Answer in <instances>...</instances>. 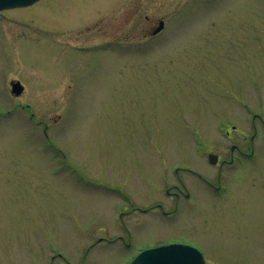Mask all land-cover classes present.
<instances>
[{
	"label": "rangeland",
	"instance_id": "374dc122",
	"mask_svg": "<svg viewBox=\"0 0 264 264\" xmlns=\"http://www.w3.org/2000/svg\"><path fill=\"white\" fill-rule=\"evenodd\" d=\"M232 151L219 177L208 154ZM178 178L177 212L142 211L172 210ZM178 242L264 264V0L1 11L0 264H130Z\"/></svg>",
	"mask_w": 264,
	"mask_h": 264
},
{
	"label": "water",
	"instance_id": "95a60500",
	"mask_svg": "<svg viewBox=\"0 0 264 264\" xmlns=\"http://www.w3.org/2000/svg\"><path fill=\"white\" fill-rule=\"evenodd\" d=\"M39 0H0V11L18 7H27ZM163 28V22L154 31L158 33ZM13 96H19L24 87L19 81L11 84ZM213 159V157H210ZM131 264H204L202 254L195 248L185 245H168L142 252Z\"/></svg>",
	"mask_w": 264,
	"mask_h": 264
},
{
	"label": "flooded vegetation",
	"instance_id": "af4514ba",
	"mask_svg": "<svg viewBox=\"0 0 264 264\" xmlns=\"http://www.w3.org/2000/svg\"><path fill=\"white\" fill-rule=\"evenodd\" d=\"M155 29V28H154ZM33 117V115H32ZM46 133V132H45ZM235 145H233L232 147H234ZM232 149V148H231ZM253 153V152H252ZM211 153L208 154V157H207V160L209 159V155ZM218 156V161L217 163H210L208 162V164L212 167H217L219 166V177H220V174L222 173L221 172V168L222 166H224L226 163H229V164H233L234 160H235V152L232 151L231 155H230V160L229 162L228 161H225V160H221L220 162V156L218 154H216ZM65 167H67V165H62L61 168L64 169ZM177 169H179L178 167L175 169L177 171ZM191 172L190 170H186V172ZM194 175H197L198 176V180L201 181L202 183H204L206 185V187H208L209 189L211 190H214L215 192H219L221 190V185H214L213 183H211L208 179L204 178L202 175L200 174H195V173H192ZM179 176V175H178ZM164 194H166L169 198H172V199H175V203H174V208L170 211H167L164 209V206L161 205V204H156L155 206L153 207H150V208H146L142 211L146 212V213H149L151 211H154L155 209H158L159 211L162 212L163 215L165 216H168V215H171V214H174L175 212L178 211L179 209V202H180V199L184 196L186 198H189L190 197V193L187 189V187L185 186L184 182L182 181L181 178H178V184H174L166 189H164ZM119 239H121L123 242H125V239L123 238V236H119ZM104 240V238H101V239H98L92 246H89L88 248V251L94 247V245L96 246L98 243L97 242H100ZM107 240V239H106ZM178 243H181V242H178ZM186 244V243H184ZM190 245V244H189ZM57 253V252H56ZM62 257L60 256L58 253L57 254H49L46 258V263H49V264H53V261L56 257ZM204 259H205V256H204ZM205 264H207L206 262V259H205Z\"/></svg>",
	"mask_w": 264,
	"mask_h": 264
}]
</instances>
